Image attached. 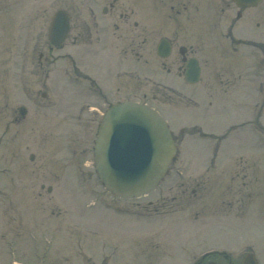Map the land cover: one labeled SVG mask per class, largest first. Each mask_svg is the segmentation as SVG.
<instances>
[{"label":"rangeland","instance_id":"rangeland-1","mask_svg":"<svg viewBox=\"0 0 264 264\" xmlns=\"http://www.w3.org/2000/svg\"><path fill=\"white\" fill-rule=\"evenodd\" d=\"M49 4L44 3L48 16L33 23L34 33H28V39H35V32L41 28L44 39L47 38L55 8ZM63 4L66 5L60 0L57 6ZM263 11L264 7H260L251 12L260 18ZM246 31L264 40V25L256 27L249 23ZM6 36V32H0V43H4ZM40 38L42 41V35ZM71 46L76 47L66 41L59 50H50L51 64L44 69L37 66L39 53L30 52V63L20 69L24 54L18 49L6 52L0 45V264H12L14 257L22 264H37L35 244L40 251L38 255L45 256L44 264H194L204 251L223 246L234 254L236 261L253 250L259 263L264 264V177L256 180V176H264V148L258 146L260 143L264 146V133H258L251 122L258 117L264 124V96H259L257 83L261 77L248 80L244 63L243 70L230 65L233 70L226 69L224 75L237 79L219 86L207 82L210 64L203 71L202 83L188 85L175 78L172 85L177 92L171 93L144 78L151 74L152 80L163 81L164 72L159 66L151 72V48L135 63L134 51L128 43L122 52L97 49L86 40L79 53ZM71 50L88 73L94 66L104 69L103 62L110 67L107 73L137 71L133 79L126 73L117 75V80L123 83L117 100L128 99L130 94L139 99L144 98L143 93L155 94L154 99L148 95L146 101L169 119L181 149L180 159L148 196L117 199L106 191L95 174L90 140L96 123L89 127L91 115L83 112L85 115L79 118L78 109L86 102L98 104L101 110L105 105L100 106L103 100L99 98L91 99L86 80L71 79L72 63L68 57ZM135 50L143 53L137 46ZM102 51L112 54V58L105 59ZM56 55L58 58L54 59ZM144 59L148 63H143ZM228 60L217 59L221 72L222 63ZM118 61L123 64L115 69L114 63L117 66ZM50 70L53 75L47 78V83L52 93L42 97L38 92L46 89L43 80ZM73 82L78 83L75 95L69 85ZM108 84L115 87L113 79ZM114 90L110 89L112 93ZM32 91L34 99L43 104L38 109L32 104L29 107L27 94L24 96ZM228 91L230 95L225 94ZM21 105L29 109L28 126L24 125V118L21 123H12L11 131L6 132L12 111L19 116ZM31 116L38 119L32 126ZM244 121L248 122L241 124ZM232 125L238 126L221 144L202 137L198 128L191 127L201 126L204 131L223 135ZM217 145L220 157L214 164L209 154ZM31 153L38 157L31 160ZM244 154L256 161L245 164L244 159L237 158ZM83 172L87 175H82ZM248 172L251 175L246 178ZM42 183L54 188L41 189ZM241 190L251 192L253 202L243 211L242 218L230 216L228 201L235 198L238 201ZM221 198H226L222 206ZM91 199L98 200L90 203ZM237 210L240 214L241 209Z\"/></svg>","mask_w":264,"mask_h":264},{"label":"flooded vegetation","instance_id":"flooded-vegetation-1","mask_svg":"<svg viewBox=\"0 0 264 264\" xmlns=\"http://www.w3.org/2000/svg\"><path fill=\"white\" fill-rule=\"evenodd\" d=\"M76 1L63 0L66 5L57 6L60 0L46 2L43 0H0V32H6L7 35L4 38L5 40L3 39L4 43H0V45H3L2 50L11 52L18 49L19 53H23L25 57L23 56L22 67L20 66V68H25L30 63L31 55L28 54L30 52L39 53L38 67L44 69L51 64L48 52L54 49L59 50L64 44L55 47L48 39H44L43 28L35 32V39L27 38L28 33H34L33 23L43 16H48L44 3H50V8L55 7L54 12L52 11L53 14L59 9L67 12L69 31L66 41H70L71 45L76 46V49L71 46L73 51L79 53L84 40L97 49L105 48L108 50V48H111L113 49L112 52L114 50L122 52L125 43H128L130 49L134 51L132 56H135V63H138L144 54L148 53L147 49L151 48V72H154V68L159 66V69L164 72L161 78L163 81L152 80L151 74L150 76L145 75L144 78L151 80L154 86L159 89L171 93L177 92L172 86V84H175V78L190 84L186 80V74L191 70L190 67H194L195 64L200 68L199 82L205 78L203 69L209 67L210 64L212 71L210 73L211 77H207L208 80L223 82V74L218 68L217 58L219 55L224 57L227 54L238 59L240 58L239 55L243 53L246 62L248 58H251V49L256 47L264 56V40L250 35L246 31L249 23L261 27L264 24V14L258 18V15H253L251 12L254 9L253 7L241 6L234 0H80L78 3ZM40 35H42V41ZM135 46L143 50V53L136 51ZM73 51L71 50L68 53L72 63L69 68L70 76L73 74L71 79L73 81L86 80L90 85L89 91L92 92L88 95L92 99L99 98L103 100L100 106H107L109 95L119 97L118 95L122 92L123 83L121 79L117 80L118 74L126 73V75H132L130 78L133 79L134 74L137 73L133 70H121V73L120 71H114L115 75H113V70L107 73L106 70L110 67L104 62H101L104 69L94 66L88 73L84 67L77 63ZM102 53L105 59L112 58V54H107L106 51H102ZM57 58L58 55L54 59ZM262 61H264V57H262ZM235 62L234 60L230 61V64ZM143 63H148V59H144ZM122 64L123 62L118 61L116 66L114 63L115 69H120ZM50 74L51 70L45 72L46 79L43 80V84L46 89L38 92L42 97L51 95L50 85L47 83ZM110 75L113 77L110 78ZM138 77L139 75L136 78ZM112 79L115 83L114 93L110 91V89H114L113 86L109 87L108 84V81H112ZM229 79L227 78V80ZM77 85L78 83H70L73 89L72 95L76 94ZM142 95L146 99L148 95L151 96V93H143ZM24 96L27 98L26 101H28L29 107L31 104L36 109L43 106L36 98L34 99L36 95L33 91L32 93L25 92ZM154 98L155 94L151 96V99ZM51 103L53 105L54 102ZM86 103L78 109V116L79 118L84 116L83 112L91 115L89 127H94L93 123H96V130L105 107L101 110L97 108L98 104ZM26 106L18 107L19 116L15 115L16 111L11 109L12 114L9 117L6 132L11 131L12 123H21L24 118V125L28 124V118L26 119V117L29 114V109ZM22 107H24V114H22ZM13 109L17 110V107ZM93 110L94 112H91ZM37 120L31 116L30 125L36 124ZM30 159L35 160V155L32 154ZM42 187H44V184H42ZM47 191H52V188H47ZM203 255L205 256L202 257ZM203 255L197 264H208L210 262L238 264L233 253L225 250H215L214 252L208 250Z\"/></svg>","mask_w":264,"mask_h":264},{"label":"water","instance_id":"water-1","mask_svg":"<svg viewBox=\"0 0 264 264\" xmlns=\"http://www.w3.org/2000/svg\"><path fill=\"white\" fill-rule=\"evenodd\" d=\"M256 5L261 0H236ZM58 43L68 30L67 20L58 13L51 24ZM191 81L197 79L196 73ZM177 148L167 122L152 107L125 101L107 111L94 146L95 168L109 191L120 197H138L153 190L166 174ZM242 264H256L247 255Z\"/></svg>","mask_w":264,"mask_h":264}]
</instances>
